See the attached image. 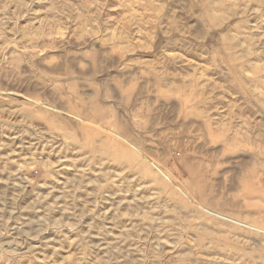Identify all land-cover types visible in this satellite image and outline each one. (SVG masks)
I'll list each match as a JSON object with an SVG mask.
<instances>
[{
  "label": "rangeland",
  "instance_id": "1",
  "mask_svg": "<svg viewBox=\"0 0 264 264\" xmlns=\"http://www.w3.org/2000/svg\"><path fill=\"white\" fill-rule=\"evenodd\" d=\"M0 264H264V0H0Z\"/></svg>",
  "mask_w": 264,
  "mask_h": 264
}]
</instances>
